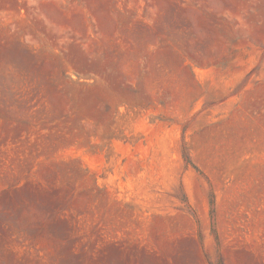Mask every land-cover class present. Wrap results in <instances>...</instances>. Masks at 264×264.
<instances>
[{
  "label": "rangeland",
  "instance_id": "1",
  "mask_svg": "<svg viewBox=\"0 0 264 264\" xmlns=\"http://www.w3.org/2000/svg\"><path fill=\"white\" fill-rule=\"evenodd\" d=\"M0 264H264V0H0Z\"/></svg>",
  "mask_w": 264,
  "mask_h": 264
}]
</instances>
